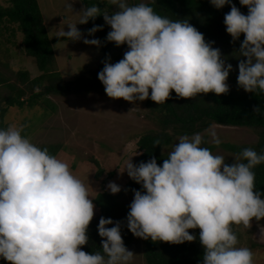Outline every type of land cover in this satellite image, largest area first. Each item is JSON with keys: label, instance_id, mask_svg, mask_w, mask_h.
<instances>
[{"label": "clouds", "instance_id": "1", "mask_svg": "<svg viewBox=\"0 0 264 264\" xmlns=\"http://www.w3.org/2000/svg\"><path fill=\"white\" fill-rule=\"evenodd\" d=\"M110 3L118 10L101 14L98 5L75 12L74 4L66 0V11L78 14L79 20L57 32V37L83 39L99 47L101 41L84 38L77 25L103 15L112 29L107 41L129 46L121 60L112 63L109 57L98 73L109 97L130 102L150 98L160 104L173 90L179 98L229 92L232 64L188 20L173 21L143 2ZM210 3L221 9L231 0ZM240 3L248 7V14L232 4L224 18L234 40L245 36L236 51L247 57L238 65V84L250 93L264 92V0ZM99 30L102 26L96 25L88 33ZM254 111L261 114L259 107ZM22 132L23 126L0 128V259L11 264H132L135 253L122 238V222L111 218L102 216L98 224L103 254L82 250L89 243L88 228L96 209L86 185L66 162ZM205 132L215 145L222 143L215 124ZM178 141L162 166L155 157L138 165L131 159L120 170L145 190L135 191L128 229L145 240L182 244L196 240L189 229L199 228L202 264H254L253 251L236 246L233 225L247 228L253 218L264 220V192L256 188L253 171L264 163V153L245 148L229 165L223 155L201 146L200 133L180 136ZM107 187L112 194L121 191L115 182Z\"/></svg>", "mask_w": 264, "mask_h": 264}, {"label": "rangeland", "instance_id": "2", "mask_svg": "<svg viewBox=\"0 0 264 264\" xmlns=\"http://www.w3.org/2000/svg\"><path fill=\"white\" fill-rule=\"evenodd\" d=\"M45 24L52 40L57 38L61 29L69 30V23H77L79 12L87 5H98L101 14H111L117 11V6L110 0H69L74 4L75 12L66 11V0H38ZM149 4L152 0H128V4ZM0 6L10 7L9 0H0ZM103 15L90 19L87 24H78L80 31L85 30ZM63 21V22H62ZM111 26L110 30L111 31ZM84 38L99 39L100 32L93 36L83 33ZM24 35L17 25H8L0 32V77L7 82L0 86V106L4 101L18 94L10 86L23 87L20 82L21 73H29L31 79L41 75L34 59L28 57L24 50ZM56 54V70L66 81L90 79L98 74L103 60L100 46L88 45L80 41H64L54 44ZM129 50L127 44L117 46L112 42V61L118 62ZM30 95L24 97L27 101ZM48 108H9L5 116V129L10 125L23 126L22 134L40 148L60 145L61 150L56 156L66 162L70 170L87 187L90 198H95L103 191H109V182H115L121 191L115 194L122 206L128 212L134 196L127 191L131 177L126 169V163L133 160L137 164L141 156L138 148L140 138L151 131H158L157 123L150 118L147 109V99L144 101H126L123 98L114 99L99 92H91L69 97H50ZM132 109V110H131ZM131 110V111H130ZM216 131L222 141L217 146L211 142V137L201 134L208 147L213 148V154H221L226 163L231 165L238 155L230 152L227 146H255L259 135L251 130L216 125ZM174 136L170 147L164 149L165 154L174 150L178 144ZM191 138V137H190ZM99 165V167H98ZM101 173L97 178V173ZM95 209V215L97 214ZM264 220H252L250 227L237 225V247H247L254 253V264H264ZM145 239L134 235L129 250L135 253L132 264H147L145 259ZM1 264V263H0ZM11 264V262L9 263Z\"/></svg>", "mask_w": 264, "mask_h": 264}, {"label": "trees", "instance_id": "3", "mask_svg": "<svg viewBox=\"0 0 264 264\" xmlns=\"http://www.w3.org/2000/svg\"><path fill=\"white\" fill-rule=\"evenodd\" d=\"M10 7L0 6V32L8 25H17L19 31L24 35V50L28 57L34 59L41 75L31 79L29 73L20 74V82L23 87L10 86L18 94L7 98L5 107L0 106V128H5L4 119L9 108H48L50 97H69L73 95L99 92L107 95L103 83L98 74L90 79H78L66 81L62 74L56 70V54L54 44L69 41L66 37H57L52 40L49 36L45 20L38 0H9ZM232 4L240 8L241 12L248 14V7L241 5L240 0H231L223 8L217 9L210 0H152L148 5L153 7L159 15L168 17L175 21L178 19L188 20L202 34L206 41H214L213 47L219 48L226 63H231L233 71L230 72L227 83L229 92L225 94H197L193 98H179L173 90L171 97L163 103L147 99L149 115L158 125V131L144 134L139 142L138 148L142 153L137 165L147 162L153 157L162 166L168 155L164 149L170 147L174 136H193L195 133L203 134L210 125L224 127L243 128L256 132L259 142L255 146H227V149L239 155L243 149L252 148L257 153H264V92L250 93L238 84L239 62L247 60V57H239L236 52L240 49L244 40L241 34L239 40L227 33L224 23L225 14L231 11ZM102 26L101 48L103 60L100 71L104 67V61L110 57L112 61V42L107 41L110 25L101 17L93 22L85 30L81 31L89 35L88 30L94 26ZM89 35L90 37L93 36ZM239 57V58H238ZM99 71V72H100ZM98 72V73H99ZM7 80L0 77V86ZM151 92V89H150ZM30 95L28 100L25 96ZM108 96V95H107ZM260 108L261 114L255 113L254 109ZM157 141L159 144H157ZM213 151L204 141L201 145ZM51 155L57 156L61 150L60 145L47 148ZM247 162V161H243ZM99 167V165H98ZM253 171L256 174V188L264 192V163L257 165ZM101 173H97L99 179ZM136 190L145 191L141 184L133 179L127 185L129 194H135ZM264 198V196H262ZM98 211L88 228L89 243L81 246L88 253L102 252V238L98 233L100 218H111L113 221H121V234L126 247L129 249L133 243L134 234L127 227L128 210L122 206L115 194L109 191L101 192L93 201ZM114 225H109L112 227ZM201 230L189 229L190 234L196 236V240L182 244L170 242H154L150 238L145 241V259L147 264H202L204 247L199 240ZM233 231L237 234V225H233ZM1 264H9L6 259H0Z\"/></svg>", "mask_w": 264, "mask_h": 264}]
</instances>
